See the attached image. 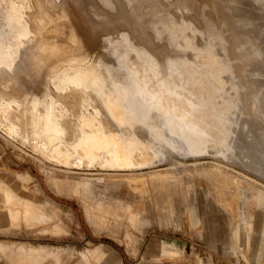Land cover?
<instances>
[{
  "label": "rangeland",
  "instance_id": "rangeland-1",
  "mask_svg": "<svg viewBox=\"0 0 264 264\" xmlns=\"http://www.w3.org/2000/svg\"><path fill=\"white\" fill-rule=\"evenodd\" d=\"M1 1L0 17L10 2L24 36L12 67L0 60V216L7 218L0 222V242L62 251V264L96 249L92 264H264V0ZM161 24L167 37L158 36ZM114 50L122 53L125 70ZM95 64L115 75L99 93L79 84L75 71ZM118 88L137 97L151 90L149 103L130 110L133 126L106 111L113 100L107 90L114 95ZM178 96L216 106L211 119L225 127L224 143L197 131L186 141L178 115L166 118L154 109L178 103ZM42 109L64 129L65 144L95 118L107 134L121 132L108 139L129 145L134 165L145 163L126 168L50 158L40 134ZM170 119L169 131L179 140L165 131ZM194 140L201 145L188 149Z\"/></svg>",
  "mask_w": 264,
  "mask_h": 264
},
{
  "label": "bare ground",
  "instance_id": "bare-ground-1",
  "mask_svg": "<svg viewBox=\"0 0 264 264\" xmlns=\"http://www.w3.org/2000/svg\"><path fill=\"white\" fill-rule=\"evenodd\" d=\"M1 1V0H0ZM4 1V0H3ZM3 1H1V2H3ZM108 1V0H107ZM5 2H7L6 0H5ZM4 2V3H5ZM109 2V1H108ZM7 6H6V4H5V10L3 11V13H1V14H3L1 17H0V60H2L3 62H2V64H4L6 67H8V68H10V67H12V65H13V63H14V61L16 60V58H17V51H18V49H19V44H20V39L24 36V34L22 33V31H21V22H22V20H20V18H19V15H18V13H17V11H16V9H15V7L14 6H12V5H10V2L8 3L7 2ZM127 4V3H126ZM0 12H1V10H0ZM165 21V20H164ZM159 22V21H158ZM160 22H161V19H160ZM163 22V21H162ZM157 25V24H156ZM163 25H165V23H163ZM168 25V24H167ZM174 25H176V24H174ZM177 27V26H176ZM169 28V27H168ZM170 29H172V28H170ZM176 29V28H175ZM25 30V29H24ZM156 30H157V33H158V36H160V37H167V31L162 27V24H161V26H156ZM174 30V29H173ZM180 30V29H179ZM178 30V31H179ZM5 31H12L11 32V36L6 40V41H3L2 40V34L5 32ZM180 33H181V30L179 31ZM179 32H178V34H179ZM174 33V32H173ZM172 32H171V34H173ZM171 34H170V32H169V38H171V37H174L173 35L171 36ZM180 35V34H179ZM171 36V37H170ZM178 36V35H177ZM181 36V35H180ZM172 39V38H171ZM173 40V39H172ZM175 41V39L172 41V42H174ZM119 44V43H118ZM174 44V43H173ZM184 44H186V43H184ZM176 45V44H175ZM116 46V45H115ZM119 46H122L121 44L119 45ZM123 46H127V44L126 43H124L123 44ZM122 46V48H124ZM187 47H190L188 44L186 45ZM184 47V46H183ZM128 48V47H127ZM184 48H186V47H184ZM110 49H112V48H110ZM234 49V48H233ZM117 50H114L113 51V53H112V56L115 58V63L116 64H118V62H121L122 63V66H123V69L125 70L127 67H128V65H127V63H125V61H124V57L123 56H121V54H119V53H117L116 52ZM208 51V50H207ZM211 51V50H210ZM107 52V51H106ZM122 52H123V50H122ZM198 52V51H197ZM203 52H205L204 50H203ZM199 53V52H198ZM197 53V54H198ZM103 54V53H102ZM102 54H101V56H102ZM105 54V53H104ZM124 54V53H123ZM204 53L202 54V56H201V58L203 59L204 58ZM209 55V54H208ZM210 55H211V53H210ZM103 56H105V55H103ZM112 56H111V58H112ZM139 56H142V54L141 55H139ZM207 56V55H206ZM207 57H209V56H207ZM206 57V58H207ZM211 57H213L214 58V56H211ZM210 57V58H211ZM103 58V57H102ZM201 58H199V62H200V60H201ZM105 59V58H104ZM197 59H198V57H197ZM215 59V58H214ZM102 60V59H101ZM113 60V59H112ZM211 60H212V58H211ZM210 60V61H211ZM175 61H177V60H175ZM197 62H198V60H196ZM203 61H206V59H204ZM97 62V61H96ZM179 62V61H178ZM198 62V63H199ZM214 62H216L217 63V61L215 60ZM100 63H101V61H100ZM158 63V62H157ZM179 63H181V61L179 62ZM179 63H178V66H179ZM187 63V62H186ZM193 62H191V64H192ZM206 64H207V62H205ZM216 63L214 64L216 67L218 66V63H217V65H216ZM173 64H175V63H173ZM176 64H177V62H176ZM183 64V63H182ZM201 64H203L204 66H205V64L201 61ZM200 64V65H201ZM96 65V64H95ZM108 65V64H107ZM181 65V64H180ZM189 65V64H188ZM193 65H195V62L193 63ZM208 66H211L210 65V63L209 64H207ZM100 66V68H98ZM192 66V65H191ZM196 66H198L199 67V65H197L196 64ZM195 66V68H197ZM214 66V67H215ZM166 67V66H165ZM169 67V66H168ZM182 67V66H181ZM181 67L179 66V68L181 69ZM207 66H205V68H206ZM213 67V68H214ZM223 67V66H222ZM170 68V67H169ZM171 68H173L172 66H171ZM183 68V67H182ZM185 68V67H184ZM204 68V69H205ZM212 68V67H211ZM211 68H210V70H211ZM219 68L220 67H218V70H219ZM177 69V68H176ZM186 69V68H185ZM199 69H200V67H199ZM207 69V68H206ZM209 69V68H208ZM217 69V68H216ZM216 69H213V70H215V71H217ZM225 69H227L228 70V68H225ZM131 70V69H130ZM152 70V69H151ZM157 70V69H156ZM187 70V69H186ZM189 70V69H188ZM209 70V71H210ZM223 70V69H222ZM76 72H77V74H79V75H77L79 78H81V79H79L80 81V83L79 84H81L82 83V81L84 82L83 84L85 85H87V87L86 88H88L89 86V88L90 89H92L93 90V88H91V86L92 87H94V92H96V93H99V91L101 90L102 91V86L105 84V82H107V79H106V77H112V76H115L114 75V73H111V72H109L108 71V69H107V66H101V64L99 65V64H97L95 67L94 66H91L90 68H88V69H85V70H75ZM132 71V70H131ZM170 71V70H169ZM169 71H165L164 73H163V75L164 74H166V76H167V74H168V77L167 78H169ZM181 71H185V70H181ZM191 71V70H190ZM220 71V70H219ZM113 72V71H112ZM171 72H173L172 70H171ZM176 72V71H175ZM195 72V70L192 72V73H194ZM210 72H212V70L210 71ZM209 72V73H210ZM223 72V71H222ZM230 72V71H229ZM228 71H227V73H229ZM73 73V72H72ZM117 73V72H116ZM115 73V74H116ZM160 74H161V72H159ZM202 73V75H201V77H203V76H205V74H203V72H201ZM200 73V71H199V74H201ZM218 73V72H217ZM74 75H73V78L74 77H76V74L75 73H73ZM111 74H112V76H111ZM178 73H176V75H177ZM196 74V73H195ZM198 74V73H197ZM213 74V73H212ZM211 74V76H213ZM72 74H70V76H71ZM107 75H109V76H107ZM157 75V74H156ZM180 75V74H179ZM217 75V74H216ZM149 76V75H148ZM165 76V75H164ZM175 76V75H174ZM182 76V75H181ZM185 76V75H184ZM197 76V75H196ZM215 76V75H214ZM133 79H139V77H138V75H137V73H135V72H133L132 71V76H131ZM161 77V79L163 78L162 77V75L160 76ZM172 77H173V75H172ZM113 78V77H112ZM72 79V78H71ZM78 79V78H77ZM153 80V78H151V76H150V80ZM161 79H159V77H158V81H160ZM171 79H173V78H171ZM206 79V78H205ZM210 79L212 80V78L210 77ZM215 79V78H214ZM217 79H218V77H217ZM70 80V79H69ZM76 80V79H75ZM109 80V79H108ZM163 81L165 80V79H162ZM161 80V81H162ZM174 80V79H173ZM176 80V79H175ZM195 80V79H194ZM196 80H200L199 78H197ZM208 80V79H207ZM220 80V79H219ZM218 80V81H219ZM78 81V80H77ZM134 81V80H133ZM154 81V80H153ZM157 80H155V82H156ZM162 81V82H163ZM171 81V80H170ZM180 81V80H179ZM178 81V82H179ZM191 81H192V79H191ZM136 82H139V81H136ZM148 82V81H147ZM173 82V81H172ZM176 82H177V80H176ZM186 82V81H185ZM184 82V84L183 83H181V86L183 85H185L186 83ZM200 82V81H199ZM108 83L110 84V87H111V85H112V83H113V81H112V83H110V80L108 81ZM115 83V82H114ZM174 83V82H173ZM193 84L195 83V81L194 82H192ZM192 83H190V85L192 84ZM219 83V82H218ZM264 83V82H263ZM77 84V83H76ZM108 84V85H109ZM116 84H118V83H116ZM140 84V83H139ZM155 84V83H154ZM158 84V83H157ZM165 84V83H164ZM171 84V83H170ZM175 84V83H174ZM192 84V85H193ZM199 84V83H198ZM125 85V84H124ZM173 85V84H172ZM176 85H177V83L175 84V87L174 88H176ZM180 85V84H179ZM187 85V84H186ZM195 85V84H194ZM262 85V84H261ZM156 86V85H155ZM154 86V87H155ZM158 86V85H157ZM201 86H203V85H201ZM200 86V87H201ZM110 87H109V89H110ZM126 86H124V88H125ZM159 87V86H158ZM171 87V86H170ZM177 87H178V85H177ZM197 87V86H196ZM81 88V87H80ZM88 88V89H89ZM108 88V87H107ZM156 88V87H155ZM192 88L194 89L195 88V86H191V89L189 90V96H190V94L192 93L193 94V90H192ZM207 88V93H208V87H206ZM211 88L212 87H209V89H210V91H212L211 90ZM213 88H215V87H213ZM87 89V90H88ZM169 89H171V88H169ZM178 89V88H177ZM181 87H180V91H181ZM187 89H189V88H187ZM197 89H198V87H197ZM197 89H195V90H197ZM200 89V88H199ZM202 90L204 89L203 87L201 88ZM222 89V88H221ZM86 90V89H85ZM168 90V89H167ZM166 90V91H167ZM201 90V91H202ZM100 91V92H101ZM108 92H109V94H108V96H109V98L110 99H113V100H110L108 103H109V107L107 108V112H108V114H110L111 116H113L114 118H115V120L118 122V123H121V125L123 124V122H124V125H125V122H126V120H128V122H127V124L129 123V119H128V116H130V113H131V109H133V110H135V108H141L140 106H141V103L143 102L144 103V101H147L148 103H149V100L151 99V97H150V95H149V93H151L150 91H147V92H145V94H143V95H141V94H139L141 97H137V93L136 92H133V91H131V90H129V89H117L116 90V93L114 94V95H112V93L109 91V90H107ZM176 91H178V90H176ZM182 91H183V89H182ZM185 91V90H184ZM192 91V92H191ZM198 91V90H197ZM188 92V91H187ZM204 92V91H203ZM202 92V93H203ZM215 92V91H214ZM176 93H178V92H176ZM180 93V92H179ZM178 93V95H180ZM205 93H206V90H205ZM223 93L224 92H222V95H223ZM251 93V92H250ZM182 94V93H181ZM192 94H191V96H192ZM198 94H201V93H198ZM204 94V93H203ZM203 94H201V95H203ZM209 94V96H211L212 95V93H208ZM207 94V95H208ZM249 94V93H248ZM252 94V93H251ZM182 95H185L184 93L182 94ZM195 95H196V91H194V97H195ZM206 95V94H205ZM206 95V96H207ZM213 95H214V93H213ZM220 95V94H219ZM221 95V96H222ZM227 95V94H226ZM250 95V94H249ZM215 96V95H214ZM248 96V95H247ZM107 97V96H106ZM161 97V96H160ZM180 97H181V95H180ZM182 97H184V96H182ZM204 97V96H203ZM186 98V97H185ZM193 98V97H192ZM197 98H199V96L198 97H196V99ZM211 99H212V96L210 97ZM208 99V100H211V99ZM220 98V97H219ZM223 98H225V97H223ZM173 99V98H172ZM171 99V100H172ZM189 99V98H188ZM200 99V98H199ZM198 99V100H199ZM207 99V98H206ZM214 100H215V98H213ZM212 99V100H213ZM221 99H222V97H221ZM255 99V98H254ZM190 100H192V99H190ZM225 100V99H224ZM224 100H222L221 101V103L224 101ZM101 101V100H100ZM102 101H103V99H102ZM105 102H107V100H104ZM103 101V102H104ZM123 101V102H122ZM142 101V102H141ZM194 101V100H193ZM204 101H205V99H204ZM230 101V100H229ZM249 101V100H248ZM255 101V100H254ZM104 102V103H105ZM117 103V106H115V105H113V103ZM147 102H145V103H147ZM192 102V101H191ZM191 102L189 103L188 101H186L184 98H180V100H179V96H178V103H176V104H172L171 106H166V105H163V103H159L160 105H158V106H155V108L154 109H156V110H163L164 112H163V117L165 116L166 118H168L169 116H170V114H177L178 116H177V120L179 119H181V121L185 124V126H186V130H185V132H183L184 134H185V136H183L184 137V139L186 140V141H188L190 138H188L189 137V135H191V137L194 135L195 136V134H193L192 135V132H194V131H197V133H196V135L197 134H199V133H206L207 134V132H208V136L210 137V138H217V139H219V141L220 140H222V142H223V140L224 139H222V137L224 138V136H223V131L225 130V127H219L221 124H220V122L218 123V125L219 126H217V124L215 125V122H216V120H215V122H213L212 120L214 119H211V114L213 115V111L215 110V107H214V105H213V103L211 104H209V102H207V104H209L210 106L211 105H213V108H214V110H213V108L212 107H208V105H207V108L205 107V106H199V105H195L193 102V104H191ZM198 102V101H197ZM203 102V101H202ZM202 102L200 101V103L202 104ZM211 102V101H210ZM250 102H251V100H250ZM175 103V102H174ZM205 103V102H204ZM230 103V102H229ZM228 103V104H229ZM215 104V103H214ZM223 104V103H222ZM103 105V104H102ZM143 105H145V104H142V106ZM161 105H163V106H161ZM54 106V105H53ZM147 106V104L145 105V107ZM221 106V105H220ZM104 107V106H103ZM251 107V106H250ZM252 107H253V105H252ZM251 107V108H252ZM147 108V107H146ZM264 108V107H263ZM106 109V108H105ZM148 109V108H147ZM149 109H150V107H149ZM217 109H219V108H217ZM41 110V109H40ZM43 110V109H42ZM122 110V111H121ZM132 110V111H133ZM145 110V109H144ZM151 110H152V108H151ZM220 110H221V108H220ZM257 110V109H256ZM260 110V109H259ZM147 111V110H146ZM159 111V112H160ZM262 110H260V112H261ZM106 112V113H107ZM213 112V113H212ZM256 112V111H255ZM259 112V114H261ZM43 113V115H41ZM42 113H40V115H41V133L40 134H43V135H45L44 136V138L46 139V141L43 143V149H45V150H47V153H48V156L50 157V158H52V159H54V160H56V161H58V162H63L62 161V159L60 158L61 156H63V159H65L64 161H66V162H68V163H73L74 165H81L83 162H87L89 165H94V164H98V163H101V164H103V165H109L110 167H129V168H133V167H135L136 165H138V164H140V162L141 163H145V161L144 162H142V161H140L139 163H136L135 165H134V161H133V159L135 158L134 157V155H135V153H133L134 152V150L132 149H130V147H129V145H125V144H121L120 142H118L117 140H109L108 138L109 137H111V136H113V137H120V136H118V135H121V132L120 131H118L120 134H118L117 135V132H115L116 134H114V135H112V133L111 134H107L104 130H103V127L101 128L100 126H99V124H97V126L94 124L95 123V121H94V119L93 118H90V119H87V121H85V122H82V129H81V132L76 136V138H74L75 139V141L72 143V144H69V145H67V144H65L63 141H62V139H61V137H62V135H63V131H64V129L63 128H61V126H60V124H59V126H58V124L57 125H53L52 123H51V121H50V110L49 109H44L43 111H42ZM143 113H144V111H143ZM146 113V112H145ZM149 113V112H148ZM161 113V112H160ZM258 113V112H257ZM56 115V114H55ZM145 115V114H144ZM57 116V115H56ZM214 116H215V113H214ZM140 117V116H139ZM175 117H176V115H175ZM113 118V119H114ZM112 119V118H111ZM165 119V118H164ZM172 119V118H171ZM171 119H170V121L168 122V123H166V122H164L165 124V131H166V133H167V135L169 136V137H171V139H174V140H179V138L177 137V133H178V131H177V135L176 136H174L175 135V133H174V135L172 134V132H170L169 131V126L170 127H172V121H171ZM253 119V118H252ZM56 120V119H55ZM131 120V119H130ZM176 120V121H177ZM254 120V119H253ZM138 121V120H137ZM174 121V120H173ZM176 121H174V122H176ZM252 121V120H251ZM116 122V124L118 125V123ZM59 123V122H58ZM144 124V122H141L140 124ZM214 123V124H213ZM217 123V122H216ZM55 124H56V122H55ZM131 123H129L128 124V126L130 125ZM135 124H137L136 122H135ZM180 124V123H179ZM121 125H119L118 127H119V129L121 128L120 126ZM132 126H133V124H131ZM130 125V126H131ZM176 125H177V122H176ZM175 125V126H176ZM181 125H183V124H181ZM225 124L222 122V126H224ZM229 125V124H228ZM129 126V127H130ZM174 126V125H173ZM214 126H216V127H214ZM126 127L127 126H125V128L123 127V129L125 130V132L127 133V131L128 132H130V130H128L127 129V131H126ZM217 127H219L218 129H217ZM128 128V127H127ZM175 128V127H174ZM179 128H180V126H179ZM184 128V127H183ZM118 129V128H117ZM132 129H133V127H132ZM182 129V128H181ZM194 129V130H193ZM121 130V129H120ZM154 131V130H153ZM156 131V130H155ZM173 131V130H172ZM176 131V130H175ZM181 131V130H180ZM183 131H184V129H183ZM157 132V131H156ZM226 132V131H225ZM242 132V131H241ZM158 133V132H157ZM160 134H161V132H160ZM179 134H180V132H179ZM182 134V133H181ZM201 134H200V137H201ZM123 135V134H122ZM131 136V135H130ZM173 136V137H172ZM179 136H181V135H179ZM193 136V137H194ZM199 136V135H198ZM203 137H204V135H203ZM208 137V138H209ZM209 138V139H210ZM207 139V138H206ZM182 139H180V141H181ZM191 140L192 139H190V142H191ZM205 139H203L202 140V142L204 141ZM152 141H153V138H152ZM158 141H159V139H158ZM157 141V142H158ZM194 141H197V142H195V145H194V147H188V149H195L196 147H198L199 145V143H200V145H201V143L202 142H198V140H194ZM182 142H184V141H182ZM193 142V141H192ZM217 142V141H216ZM255 142H259V141H255ZM181 142H179V144H177L180 148H183V149H187V147H184V143L182 144H180ZM224 143V142H223ZM160 144H161V142H160ZM185 144H188L189 145V143L188 142H186ZM194 144V143H193ZM217 144V143H216ZM225 145H226V143H225ZM166 146V145H165ZM191 146H192V144H191ZM206 146V145H205ZM176 148H177V146H176ZM160 149V148H159ZM179 149V148H178ZM185 149V150H186ZM193 149V150H194ZM197 149H199V148H197ZM179 151V150H178ZM181 151H182V149H181ZM186 151H188V150H186ZM197 151V150H196ZM46 152V151H45ZM193 152V151H192ZM192 152H190V153H192ZM156 154V153H155ZM195 154V153H194ZM151 155H153V154H151ZM235 155H237V154H235ZM153 156H155V155H153ZM157 156V155H156ZM159 156H162V155H159ZM143 157V156H142ZM144 158V157H143ZM73 160V161H72ZM138 160H140V158H138ZM65 162V163H66ZM250 164V163H249ZM62 165V164H61ZM134 165V166H133ZM63 166H65V165H63ZM133 166V167H132ZM255 172H256V170H255ZM257 173V172H256ZM263 176V175H262Z\"/></svg>",
  "mask_w": 264,
  "mask_h": 264
},
{
  "label": "crops",
  "instance_id": "crops-1",
  "mask_svg": "<svg viewBox=\"0 0 264 264\" xmlns=\"http://www.w3.org/2000/svg\"><path fill=\"white\" fill-rule=\"evenodd\" d=\"M7 218L0 216V222L2 219ZM2 226H0L1 228ZM97 250V251H96ZM95 252L86 254L82 252L78 254L79 258L75 264H92L91 261L98 260L99 252L96 249ZM62 251H52V249L44 247H26L20 244H6L0 242V262L2 264H42L46 259H52L54 264H62L61 254Z\"/></svg>",
  "mask_w": 264,
  "mask_h": 264
}]
</instances>
